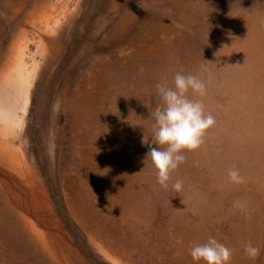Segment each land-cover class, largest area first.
<instances>
[{"label":"rangeland","instance_id":"rangeland-1","mask_svg":"<svg viewBox=\"0 0 264 264\" xmlns=\"http://www.w3.org/2000/svg\"><path fill=\"white\" fill-rule=\"evenodd\" d=\"M39 1L0 0V146L21 155L0 159V264H194L209 236L264 264V0ZM177 72L215 124L165 188L145 161Z\"/></svg>","mask_w":264,"mask_h":264},{"label":"clouds","instance_id":"clouds-1","mask_svg":"<svg viewBox=\"0 0 264 264\" xmlns=\"http://www.w3.org/2000/svg\"><path fill=\"white\" fill-rule=\"evenodd\" d=\"M206 87L205 81L199 76L177 72L173 86H165L158 93V100L163 107L153 120L156 147L148 152L145 164L151 162L157 183L162 187L169 186L170 174L184 162L185 151L199 148L207 130L215 124L214 116L205 113L203 103L190 99L188 95L191 92L203 96ZM228 178L235 184L244 179L235 166L229 169ZM172 187L180 191L183 181L177 179ZM260 251V247L251 242L244 245V252L250 258H256ZM189 254L194 264H231L233 249L214 236H209L206 242L193 245Z\"/></svg>","mask_w":264,"mask_h":264},{"label":"bare ground","instance_id":"bare-ground-1","mask_svg":"<svg viewBox=\"0 0 264 264\" xmlns=\"http://www.w3.org/2000/svg\"><path fill=\"white\" fill-rule=\"evenodd\" d=\"M53 1V2H52ZM52 1H50V0H40L39 1V12L45 17V19H50V15L48 14V12L47 11H53L54 10V7H55V4L56 3H54V2H57V1H59V0H52ZM259 61H258V63L256 64V63H254L251 67H250V71H252V76L251 77H253V76H256V75H259V74H254V71L256 70H258V73L260 72V70L261 69H263L264 68V57H260V59H258ZM256 64V65H255ZM261 73H264V70L261 72ZM261 73H260V75H261ZM1 77H2V75H1ZM259 77V76H258ZM264 77V76H263ZM254 80V79H253ZM258 81V80H257ZM4 83V82H3ZM23 84V83H22ZM2 85H5V84H2ZM249 85V84H248ZM264 85V84H263ZM6 86V85H5ZM241 86H243V85H241ZM238 87V86H237ZM264 87V86H263ZM262 87V88H263ZM257 89V88H256ZM264 89V88H263ZM239 90H240V88H239ZM251 90V89H250ZM254 90V89H253ZM260 90V89H259ZM236 91H238V90H236ZM252 91V90H251ZM242 92V91H241ZM246 92H248V91H246ZM239 93V95H240V92H238ZM251 94H252V92H251ZM243 95H244V93H243ZM243 95H241V96H239V97H242ZM249 95V94H248ZM249 97H251V96H249ZM259 98L261 97L260 95L258 96ZM257 97V98H258ZM262 98V97H261ZM261 98L259 99V100H261ZM240 100V99H239ZM247 100V99H246ZM255 100V99H254ZM248 101V100H247ZM263 101V100H262ZM252 102V101H251ZM261 102V101H260ZM253 103V102H252ZM255 103V102H254ZM240 104V103H239ZM244 104V103H243ZM249 104H251V103H249ZM251 105H253V104H251ZM250 106V105H249ZM255 106H256V104H255ZM258 106V105H257ZM247 108V107H246ZM251 108V107H250ZM247 109H249V108H247ZM258 109V108H257ZM263 110V109H262ZM261 110V111H262ZM252 111V110H251ZM255 113V112H254ZM264 120V119H263ZM257 121V120H256ZM259 123V122H258ZM253 128H255V127H253ZM256 129V128H255ZM254 129V130H255ZM248 130V129H247ZM249 130H251L250 128H249ZM253 131V130H252ZM259 131H261V130H259ZM249 132V131H248ZM247 132V133H248ZM262 132H264V131H262ZM252 133V132H251ZM250 132H249V135L251 134ZM260 133V132H259ZM263 134V133H262ZM246 135V134H245ZM264 135V134H263ZM241 136H242V134H241ZM236 137V136H235ZM249 137V136H248ZM239 138V137H238ZM247 139V138H246ZM233 140V139H232ZM248 140V139H247ZM257 140V139H256ZM231 141V140H230ZM237 140H235V142H236ZM242 142V141H241ZM245 142V141H244ZM247 142V141H246ZM245 142V143H246ZM262 142V140H260V143ZM253 143V142H252ZM256 143V142H255ZM254 143V144H255ZM263 143V142H262ZM251 144V143H250ZM264 144V143H263ZM227 145H229V144H227ZM233 145V144H232ZM253 145V144H252ZM261 145V144H260ZM236 146V145H235ZM237 146H239V145H237ZM244 146H246L245 144H244ZM258 146V145H257ZM3 146H0V150H2V152H0V159H1V163H7V164H10V165H14V163L17 161V159L19 160V158L21 157V155L20 154H17L15 151H14V149H11V148H9V149H4V147L2 148ZM247 147V146H246ZM249 147V146H248ZM258 147H260V146H258ZM257 147V148H258ZM228 148V147H227ZM241 148V147H240ZM236 148H234V150H235ZM245 149V148H244ZM261 149V148H260ZM263 149V148H262ZM4 150H7L6 152L4 151ZM240 150V149H239ZM249 150H250V148H249ZM237 151V150H236ZM235 151V152H236ZM244 151V150H243ZM258 151V150H257ZM251 152V151H250ZM220 153V152H219ZM232 153H234V152H232ZM260 153V152H259ZM224 154H225V152H224ZM235 154V153H234ZM256 154V153H255ZM263 155V154H262ZM4 156V157H3ZM237 156V155H236ZM245 156V155H244ZM260 156V155H259ZM258 156V157H259ZM220 157V156H219ZM222 157V156H221ZM260 157H262V156H260ZM21 159V158H20ZM219 159V158H218ZM231 159V158H230ZM239 159V158H238ZM245 159V158H244ZM247 159V158H246ZM250 159V158H249ZM216 160H217V157H216ZM242 160V159H241ZM246 161V160H245ZM248 161V160H247ZM255 161H257V160H255ZM18 162V161H17ZM20 162V161H19ZM220 162V161H219ZM232 162H234V160L232 161ZM238 162V161H237ZM259 162V161H258ZM264 162V161H263ZM221 163V162H220ZM223 163H224V161H223ZM222 163V164H223ZM236 163V162H235ZM224 164H226V163H224ZM230 164V163H229ZM232 165H233V163H231ZM250 164H251V162H250ZM264 164V163H263ZM221 165V164H220ZM238 165V164H237ZM245 165V164H244ZM261 165V164H260ZM259 165V166H260ZM216 166V165H215ZM227 166V165H226ZM236 166V165H235ZM239 166V165H238ZM246 166H248V165H246ZM254 166V165H253ZM219 167V166H218ZM217 167V168H218ZM228 167V166H227ZM233 167V166H232ZM262 167V166H261ZM216 168V167H215ZM219 169V168H218ZM223 169V168H222ZM226 169V168H225ZM239 169V168H238ZM253 169V168H252ZM245 170V169H244ZM217 171V170H216ZM219 171V170H218ZM227 171H229V169L227 170ZM249 171V170H248ZM220 172V171H219ZM258 172V171H257ZM221 173V172H220ZM247 173V172H246ZM255 173V172H254ZM264 173V172H263ZM226 174V173H225ZM241 174V173H240ZM243 174H244V172H243ZM253 174V173H252ZM248 175V174H247ZM254 175V174H253ZM252 176V175H251ZM228 177V176H227ZM247 177V176H246ZM221 178V177H220ZM253 178V177H252ZM254 180V179H253ZM261 183V182H260Z\"/></svg>","mask_w":264,"mask_h":264}]
</instances>
